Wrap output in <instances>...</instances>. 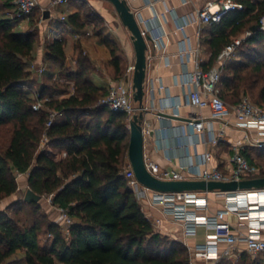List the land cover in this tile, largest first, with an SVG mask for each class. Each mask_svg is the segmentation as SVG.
Returning <instances> with one entry per match:
<instances>
[{"label": "trees", "instance_id": "trees-1", "mask_svg": "<svg viewBox=\"0 0 264 264\" xmlns=\"http://www.w3.org/2000/svg\"><path fill=\"white\" fill-rule=\"evenodd\" d=\"M236 1L244 5L242 10L210 25L212 61L235 38L253 30L223 73L220 93L228 103L230 97L238 102L240 93L247 87L254 89L258 80L264 82V45L258 49L264 39L259 29L264 0ZM13 2L0 0V200L18 192L17 172L28 173L29 188L40 196L54 194L53 203L68 208L74 223L66 234L48 213H41L40 204L17 200L0 211V264L21 253L27 264H188V248L155 229L128 186L124 176L130 144L126 115L97 105L108 86L94 82L96 67L80 50L77 67L69 69L64 37L47 40L43 54L44 62L56 65L49 75L57 71L60 76L52 88L64 95L47 101L46 106L61 115L47 129V109H33L36 73L30 70V63L36 59L39 27L19 29L26 19L18 15ZM79 4L77 10L64 14L66 19L57 18L53 25L86 36L92 31L88 27L92 13L82 11ZM36 11L28 21L32 26ZM103 32L100 29L95 36L108 42ZM116 47H111L112 55ZM112 62L118 78L122 75L120 58L115 56ZM63 79L74 81V93L68 82L60 83ZM49 89L51 86L42 85L40 92L44 95ZM261 98L264 100V85ZM45 132L49 148L40 150ZM23 203L31 208L26 217ZM245 255L241 253L239 264H264L262 257L248 262Z\"/></svg>", "mask_w": 264, "mask_h": 264}, {"label": "built area", "instance_id": "built-area-1", "mask_svg": "<svg viewBox=\"0 0 264 264\" xmlns=\"http://www.w3.org/2000/svg\"><path fill=\"white\" fill-rule=\"evenodd\" d=\"M192 1L183 0V3L187 4ZM68 2L69 0H49V8L47 9L52 14L55 8ZM127 2L130 5L129 0ZM156 3L157 0H152L149 2V6L156 9ZM14 4L18 15L24 16L27 21L30 20L32 13L42 6L41 0H14ZM243 8L244 5L236 0L209 1L198 9L191 19H184L182 27L190 23L200 25L219 24L230 12L242 10ZM47 9L42 7V13H45ZM134 13L144 37H151V39H147V43L150 41L155 47H160L166 34L153 32L148 20L142 16L141 12L134 11ZM155 16L158 17L159 13L155 12ZM43 18L45 17L42 15ZM60 18L64 20L66 16L63 14ZM259 29L264 32V15L260 19ZM91 33L92 31H87L86 36H90ZM252 33V29L247 30L244 38L237 39L227 45L219 54L217 64L208 69L203 68L200 64V49L198 47L185 45L179 53L182 63H186L190 58H193L196 63L194 72L186 74L182 83L188 87L185 105L197 109L196 112H190L185 116V124L191 134L190 138L182 140L180 146L187 148L188 151L200 143L210 144L212 147L217 148L224 139V128L232 127L244 132L241 139L234 144L232 156L226 161L223 168L212 165L215 159L214 150L205 151L196 160L181 163H177L172 156H167L168 162L176 165L173 169L170 168L169 164L166 166L161 165L145 155L146 167L152 175L164 180L197 179L206 181H241L262 177L263 169L257 163L249 160L245 154V148L247 144L252 147H264V105L257 104L248 97H243L235 105H230L220 93V83L226 66L234 58L238 46ZM76 36L81 37L80 34ZM152 58L153 54L148 45V64ZM30 70L42 75L47 69L44 63L34 60L30 63ZM134 71L135 64L131 65L123 76L110 78L107 93L97 103V105L104 106L111 111L124 113L127 117L129 131H131V122L134 115L140 111H146L145 105L139 107L133 99ZM68 83L70 84L71 93H74V81H68ZM157 89L169 93L167 86L159 84L157 88L152 82L149 92L153 97H155ZM33 93L36 99L33 109L39 111L46 108L48 111L46 122V128L48 129L60 115V112L46 106V102L52 98L45 97L40 91H33ZM183 106L184 104L180 101H167L163 108L159 110V114L161 116L165 115L164 111L169 109L172 110L173 117L181 118L183 116L181 114ZM206 111L209 113L206 114ZM217 123H221L222 127H217ZM150 127L151 124L146 123L144 120L143 132L145 138ZM171 137L172 134L167 130L163 139V147L166 150L171 148L169 144ZM49 141V136L45 132L40 141L39 149L49 148ZM62 155L66 156L67 153L64 152ZM25 174L28 173H16L18 182ZM124 176L129 188L142 207L150 205L158 208L165 216L180 223L186 239L196 237L200 227L206 229L204 243L191 245L188 240L183 242L189 251L188 264H219L224 258H238L242 252L236 248L239 242L246 244V251L252 258L262 257L264 259V188L226 192L157 191L144 186L140 182L129 160L124 170ZM211 193L214 197L210 196ZM44 197L49 205L58 212L55 222L62 226L66 234H69L74 223L69 209L55 205L53 203L54 194L44 195ZM217 198H220L223 204L219 209H213ZM150 220L155 229L159 231L162 223L161 218Z\"/></svg>", "mask_w": 264, "mask_h": 264}, {"label": "crops", "instance_id": "crops-1", "mask_svg": "<svg viewBox=\"0 0 264 264\" xmlns=\"http://www.w3.org/2000/svg\"><path fill=\"white\" fill-rule=\"evenodd\" d=\"M43 1L44 0H41V3H43ZM45 1L46 3H49V0ZM150 1L152 0H129L131 8L135 12H141L142 16L148 20V23L153 32L166 34L164 41L160 47H155L153 43H151L150 41L148 42L150 51L153 54V58L149 61L148 64L145 82L146 92L144 105L146 107V111L144 112V120L146 123L151 124V127L148 128V132L145 138V155L149 159L159 162L161 165L166 166L167 164H169L170 168L175 169L176 165L174 163L170 164L168 162L167 156H172L177 163H181L196 160L200 158L201 154L205 151L214 150L215 159L212 162V165L223 168L226 161L234 153V144L241 139L244 134L243 131L236 130L232 127H225L224 139L220 142V145L217 148L212 147L210 144L200 143L196 147H192L188 151L187 148L180 146L182 140L184 138H190L191 134V131L185 124V116H187L190 112H196L197 109L185 105L187 100L188 87L182 83L183 78L186 74L194 72L196 63L193 58H190L186 63H182L181 58L179 57V53L182 49H184L185 45H191L194 48L198 47L200 49L199 61L203 68L208 69L217 64V60L212 61V52L209 48L211 26L190 23L182 27V24L184 19H191L196 11L202 8L207 2H217L218 0H193L191 3L187 4L183 3V0H157L156 9H153L149 6ZM68 6L72 8V11L70 12L77 10L76 4L61 5L59 7ZM59 11H62V9L59 8ZM53 12L51 14L52 18L57 19L58 16L53 15ZM155 12L159 13L158 17L155 16ZM25 23L23 25L27 26L28 22L25 21ZM48 25L49 26H46L44 29V33L47 34V37L49 39L64 37L68 41L67 46L70 48L72 47V49H74L72 45L74 44L76 38L77 40L80 39V37L74 35L80 34L81 38L84 36L82 33L72 31L67 32L68 30L62 31L56 28L53 24ZM105 37L107 38L108 42L103 41V39L99 36H95L93 41L87 40L86 42L89 41L90 44H93V46H90L89 48V56L92 61L95 60V53H99L101 50L106 55V58L103 59L108 65L107 68L109 69V73L106 76H103L99 72V65L94 63L96 70L92 75V78L96 84L106 87L108 86V82L111 76L118 75L117 69L112 62L114 57L117 56L118 58H120L121 71H126L131 65L135 64L136 53L133 42V46L131 45L130 47L129 42H127L126 40L125 42L123 41V44L125 43L124 48L126 50L125 59L124 54L118 51V48L120 47V43L118 42V40L112 36L107 37V35H105ZM114 44L117 45V47L115 55H112L111 47L115 46ZM80 45L85 48L86 43L84 41H80ZM80 45H77V47ZM78 48L77 51H79ZM41 52H44V46L39 48L38 56L40 54H43ZM234 59H237V57H235ZM124 61L127 62L125 68H123ZM54 75L58 76L57 74ZM96 78H99L100 82H97ZM152 82L157 88L159 84L167 86L169 88L170 95L167 91H161L157 89L155 92V97H153L149 92V87L151 86ZM220 88H222V83H220ZM171 100L180 101L184 104V106L181 108V114L183 115L181 118L173 117L171 114L172 110L169 109L164 111L167 115L161 116L159 114V110L163 108L167 101ZM235 104L230 103V105ZM205 113L208 114L209 112L206 111ZM217 127H222V124L217 123ZM167 130L172 134V137L169 140L171 148L168 150L163 147V139ZM251 147L252 146L247 144L245 151L250 149ZM28 189V174H25L19 181L18 192L3 200H0V211L6 210L11 204L23 198V196L26 195ZM210 196L213 197L214 195L211 194ZM23 199L25 202L31 203L26 201L25 198ZM27 203H23L22 205L30 207ZM37 203L41 205L42 210H45L46 213H48L49 215L52 214V216L49 217L55 222L58 216V212L51 205H49V203L46 201V198L44 196H41V199ZM222 204L223 201L220 200V198H217L213 209H219ZM142 208L146 216L150 219L153 220L155 218H161L162 223L161 229L159 231L162 234L168 235L171 239L180 241L182 243L188 240L191 245L205 242L206 229L204 227L199 228L196 237L186 239L180 223H177L170 217L165 216L158 208L152 207L150 205H144V207ZM236 248H238L239 251H242L241 253H243L244 251L247 252L246 244L244 242H239L236 245ZM239 258L240 256L238 258H224L220 261L219 264H227L231 259H233V261H238ZM7 264H27L26 259L24 258V253L14 256L9 260Z\"/></svg>", "mask_w": 264, "mask_h": 264}, {"label": "rangeland", "instance_id": "rangeland-1", "mask_svg": "<svg viewBox=\"0 0 264 264\" xmlns=\"http://www.w3.org/2000/svg\"><path fill=\"white\" fill-rule=\"evenodd\" d=\"M81 3L82 4V11H88L90 13H92V22L90 24H88V27L89 29L91 28L92 31H94V36H84L80 39L75 40L74 44L72 45L74 47V49H72V47H68L67 46V58H68V64L67 66H69V69H74L77 67V64H76V56H77V53L76 52H79L77 51V45H80V41H84L86 43L85 45V48L83 46L80 45V49L78 48V50L82 51L83 52V55L85 56H89V48L90 46L92 47L93 44H90L89 41L86 42L87 40H94L95 38V35H96V32L100 29H104V32L103 34L104 35H107L108 36H112L114 38H116L118 40V42L120 43V47L118 48V51L121 52L122 54H124V57L126 59V50H125V43L123 44V41L125 42V40L127 42L130 43V47L132 45V39H131V33L129 32L128 28L123 24L116 8L114 7V5L108 1V0H79L78 3H76L74 0L72 1V4H76L77 6H79ZM71 4V5H72ZM42 7H45L46 9L49 8L48 6V3H46V1L44 0L43 3H42V6L39 7L35 13V26H32L33 24L32 23H29L28 21V25L25 26L23 25L25 23L26 20L23 21V23L21 24V26L19 27V29H22V30H27V29H33L36 27V25L39 27V45L37 47V52H36V59L35 61H38V62H42L44 63L47 71L43 74V75H34L35 76V84L34 86L32 87V91H40V88H42V85H48V86H51V89H49L45 94L44 96H48L52 99H59L61 97H63V93H59V92H56L54 88H52L54 86V84L56 82H58V77L60 76H55V75H49V72H52V71H55V64L52 63L51 61H43V54L44 52H41L43 54H40L38 56V51H39V48L43 47L44 44L47 40H49V38L47 37V34L44 33V29L46 26H49L48 24H53V22L56 20V18H52V16L50 18H43L42 19V15L44 17V13H42ZM59 8L62 9V11H59ZM48 10V9H47ZM55 11L53 12V15L55 16H58V18H60V16L62 14H67L69 13L70 11H72V8L71 7H57L54 9ZM97 13V14H96ZM98 15V16H97ZM26 24V23H25ZM96 27V28H95ZM67 32H70L69 30ZM44 33V34H43ZM246 33V31H245ZM245 33L241 36H238L237 38L235 39H240L242 37H244ZM76 36V35H74ZM89 39H88V38ZM119 39H118V38ZM244 41V40H243ZM242 41V43H243ZM127 44V43H126ZM264 45V39L263 41L260 42V44H258V49L262 50V47ZM133 46V45H132ZM132 49V48H130ZM94 51V49H93ZM133 52H134V49H133ZM105 53L102 52V50L99 52V53H95L94 55V58L95 60L93 61V63L99 65V69H100V74H102L103 76H106L108 73H109V69L107 68V63H105V60L103 58H106L105 57ZM127 62L124 61V64H123V68H125ZM124 70L122 71V75H124ZM54 74H57L58 75V72H53ZM110 76V75H109ZM120 76V77H121ZM111 78H116V76H111ZM60 81V80H59ZM96 81L97 82H100L99 78H96ZM65 83V82H68V81H65L64 79L61 80L60 83ZM70 85V84H69ZM264 85V82L262 80H258V83L254 86V89H245L243 90L241 93H240V100L243 98V97H248L249 99H251L253 102L256 101L259 103L260 102H263L264 103V100H262L261 98V89ZM70 87V86H69ZM68 87V88H69ZM61 88V87H60ZM230 102L231 104H235L232 97H230ZM239 100V101H240ZM238 101V102H239ZM237 103V102H236ZM230 104V103H229ZM253 160V163H257L258 166H260L263 171H264V147L260 148V147H251L250 149L246 150L245 151ZM212 194V193H211ZM214 197V196H213ZM23 198H25V196H23ZM31 211V208L30 207H26L24 205V209H23V215L24 217H26L28 215V213H30ZM41 213H45L46 214V211L45 210H42ZM50 216H52V214H50ZM48 236L45 235V239L47 238ZM245 252V251H244ZM243 252V253H244ZM246 261L248 262H252V261H255V260H258V258L254 259L250 256L249 253L246 252ZM227 264H239L237 261H233V259L229 260V262Z\"/></svg>", "mask_w": 264, "mask_h": 264}, {"label": "water", "instance_id": "water-1", "mask_svg": "<svg viewBox=\"0 0 264 264\" xmlns=\"http://www.w3.org/2000/svg\"><path fill=\"white\" fill-rule=\"evenodd\" d=\"M116 8L123 24L131 33V39L136 53L135 71L133 78V99L139 107H144L145 82L147 76L148 60L147 38L142 34L141 28L136 19L135 13L127 0H108ZM45 18L51 17V12L46 10ZM254 26L253 29H256ZM167 115V114H165ZM144 111L136 113L131 122L130 144L128 151L129 161L140 182L151 189L162 192H181V191H236L243 189L264 188V176L244 179L241 181H206L197 179L185 180H164L152 175L145 164V136L143 132ZM41 196L29 188L25 195L28 202H38Z\"/></svg>", "mask_w": 264, "mask_h": 264}]
</instances>
